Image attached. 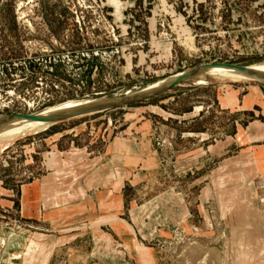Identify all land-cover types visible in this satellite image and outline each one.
I'll return each mask as SVG.
<instances>
[{
  "label": "rangeland",
  "instance_id": "374dc122",
  "mask_svg": "<svg viewBox=\"0 0 264 264\" xmlns=\"http://www.w3.org/2000/svg\"><path fill=\"white\" fill-rule=\"evenodd\" d=\"M218 63L264 65V0H0V117ZM262 129L264 82L208 73L0 140V264H264V202L222 204L219 183L264 197V172L231 140ZM176 196L189 218H173Z\"/></svg>",
  "mask_w": 264,
  "mask_h": 264
},
{
  "label": "crops",
  "instance_id": "0c3cea01",
  "mask_svg": "<svg viewBox=\"0 0 264 264\" xmlns=\"http://www.w3.org/2000/svg\"><path fill=\"white\" fill-rule=\"evenodd\" d=\"M263 126V125H262ZM259 132V131H258ZM189 138H196L197 134L190 133ZM195 136V137H192ZM199 136H204L203 138L206 139V134H199ZM201 138V137H200ZM231 140H236L237 142L242 141L243 143H240V147L243 149L242 152H246V154L251 159L250 161V168L253 173V177H258L259 174L264 172V129H262V133H246V132H239L234 136V138H231ZM244 154V153H242ZM264 174V173H262ZM253 178V179H254ZM46 179H40L37 180L34 183V187H32L31 191L29 192L31 199H34V203L38 204L36 208V212L39 214L41 213H47L48 210H51L52 208L47 207L45 201L46 196L48 192L52 191V185L47 182ZM247 180H236V181H226L222 180L220 181V188L221 191V202L222 204L226 205H236L240 206V208L245 207V205H253V206H259L258 202H264L261 197L258 195L256 182L247 181ZM107 188L109 189L108 192V200L110 201V198L112 197L111 194V186L108 185ZM84 189V186H83ZM234 189V190H232ZM84 193V190H81ZM231 191V192H230ZM49 192V195L51 194ZM174 204H176V210L174 211L173 218L176 220H180L181 218L187 219L189 218V215H186V213L183 214V217H181L180 208L182 204V200L179 198V196H176L174 199ZM239 208V207H238ZM67 205L65 207L61 206L60 209H56L57 211H60V213L63 212V210L66 212ZM228 214V215H227ZM229 213H226L225 219H228Z\"/></svg>",
  "mask_w": 264,
  "mask_h": 264
},
{
  "label": "water",
  "instance_id": "95a60500",
  "mask_svg": "<svg viewBox=\"0 0 264 264\" xmlns=\"http://www.w3.org/2000/svg\"><path fill=\"white\" fill-rule=\"evenodd\" d=\"M217 66L229 68V69L238 71L240 73H249V74L252 73L251 71L248 70V67L237 66L233 64H225V63L211 64V65L205 64V65H201L199 67L193 68V69H189L181 74H178L174 77H171L165 80L164 82L156 86H153L149 89H145L146 91L144 93H141L143 91H140L138 93L127 95L121 98L103 99L105 102L101 104H97L96 100L89 101L91 104L85 105V108H82L80 110L77 109L75 112L66 113V114L43 115V113L40 112L37 114H31V115L30 114L4 115L0 117V125L14 118L32 120V121H49L50 124H54L56 122L68 120L71 118H76V117L91 115L95 113H100V112L111 110V109L121 108V107L130 105V104H133V103L148 100L185 81H188L200 75L208 74V72L205 71L208 67H217Z\"/></svg>",
  "mask_w": 264,
  "mask_h": 264
},
{
  "label": "bare ground",
  "instance_id": "6f19581e",
  "mask_svg": "<svg viewBox=\"0 0 264 264\" xmlns=\"http://www.w3.org/2000/svg\"><path fill=\"white\" fill-rule=\"evenodd\" d=\"M248 70L251 71L253 74L240 73L238 71L220 66L208 67L205 71L210 74L218 75L220 77H225V78L231 77L234 79L240 78V79H249L253 81L264 82V65L260 67L248 66ZM145 91L146 90H143V92L141 93H144ZM103 102L105 101L104 100L96 101L97 104H101ZM88 104L91 103L89 101L70 102L53 108H48L44 110L42 113L43 115L66 114V113L75 112L77 109L80 110L82 108H85V105ZM49 124H50L49 121H32V120L14 118L0 125V140L14 137L26 131L40 130L42 128L47 127V125Z\"/></svg>",
  "mask_w": 264,
  "mask_h": 264
}]
</instances>
